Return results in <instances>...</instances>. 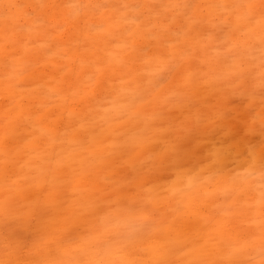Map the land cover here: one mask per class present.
Masks as SVG:
<instances>
[{
    "label": "snow or ice",
    "instance_id": "6c2138e0",
    "mask_svg": "<svg viewBox=\"0 0 264 264\" xmlns=\"http://www.w3.org/2000/svg\"><path fill=\"white\" fill-rule=\"evenodd\" d=\"M0 8L4 10L0 48L6 54V87L9 91L28 88L27 55L38 50L34 37L58 14L64 15V24L56 25L59 29L71 25L92 36L95 19L107 18L113 21L118 31L127 33L131 43L116 45L121 47V51L107 50L113 41L105 38L104 30L94 34L104 38L106 57L103 63L90 66L83 61L80 63L81 70L86 67L93 69V76L90 77L91 101L86 89L77 88L70 95H61L58 90L56 94L64 101L62 106L73 109L69 112L70 120L83 121L79 128L72 129V135L84 152L98 150L109 139L104 135L105 125L135 122L142 127L121 143V149L130 148L134 152L147 150L151 153L149 161L142 162L139 168L133 166L135 174L131 179L125 173L122 176L124 183H118L107 194L108 208H115L125 216L122 229L112 231L107 227L112 216L105 208L85 205L82 215L85 218L96 217L99 221L95 234H70L67 246L63 241H49L55 243L58 258L35 261L33 264H264V0L119 5L0 3ZM128 9L137 13L131 20L127 16ZM20 12L23 13V25L18 23L20 17L17 13ZM152 41H157L155 47L149 46ZM83 43L86 45L87 39ZM125 50H130L146 63L159 65L154 79L139 95L133 90L131 99L127 89H114L116 72L132 70L123 58ZM210 51L212 55H209ZM206 64H214L216 75L204 81L202 73ZM170 77L175 80L174 87L171 86ZM210 88L216 89L217 93L206 95ZM114 91L119 105L105 109L98 121L97 114L102 106L97 93L112 94ZM257 96L262 139L259 144H252L238 136V129L242 125L254 127V123L250 124L245 115L255 105ZM79 103L86 104L83 113L74 110ZM10 123L15 131H6L4 135L2 171L19 192L29 181H36V176L31 174V161L22 164V156L39 152L58 134L59 126H42L39 135H23L25 125L22 120H12ZM97 128H100L99 132ZM217 128L225 133L227 147L223 153L216 154L215 164L222 166L233 155L237 158L242 156V171L230 179L223 193V203L216 205L220 209L219 216L212 221L206 218L205 225L196 229L179 249L189 248L193 258L177 262L169 259L177 249L167 246L171 242L175 218L165 227L153 230L147 222L154 212L136 189L151 184L158 173L169 167L182 166L188 157L186 144L190 139L215 134ZM157 133L161 135L153 139ZM109 142L114 148L117 146L115 140ZM21 144L27 146V153L21 151ZM126 155L127 152L122 150L121 156ZM61 163L57 161L58 165ZM159 195L166 198L164 191ZM199 195L198 192L190 194L189 202L195 203ZM11 201L10 195L5 198V210ZM225 218L237 221L233 229L237 236L226 244L205 230L210 222L223 228L227 223ZM151 241L161 245L159 249H151L159 253L158 259L129 258L133 253L149 251ZM257 250L258 260L251 255ZM88 251L103 253V257L64 258L75 252ZM0 264L13 262L0 261Z\"/></svg>",
    "mask_w": 264,
    "mask_h": 264
},
{
    "label": "rangeland",
    "instance_id": "374dc122",
    "mask_svg": "<svg viewBox=\"0 0 264 264\" xmlns=\"http://www.w3.org/2000/svg\"><path fill=\"white\" fill-rule=\"evenodd\" d=\"M185 2H231V0H0V3L21 5L29 3H109L119 5L125 3ZM136 14L133 9L127 10L129 20L135 17ZM17 15L20 17L18 23L23 25V13L20 12ZM109 15L113 14L109 13ZM57 24H64L63 14H58L47 27L41 29L34 37V44L38 46V50H33L27 55L29 62L26 73L28 88L25 90L9 91L7 89L6 54L0 48V205L5 209V198L9 195L12 197L10 206L5 211L0 208V246L13 247L17 257L25 263L34 254L41 253L40 249H36L35 252L34 248L41 244L49 232L55 230L57 222L58 225L65 224L61 225L63 227L61 231L64 233L61 236V241L64 243H67L68 235L78 236L83 231L84 233L87 232L89 224H99L96 217L82 218V209L85 205L105 208L112 216V221L107 226L112 228V231L122 229L125 216L115 208H108L107 194L118 183H124L122 176L125 173L128 174L129 179L132 178L135 174L133 166L139 168L142 162L151 159V153L147 150L134 152L130 148L121 149L120 147L126 138L135 135L139 127H142V125H137L135 122L105 125L104 135L109 139L101 144L96 151L84 152L81 146L75 142L72 129L79 128L80 123H83V121L70 120L69 112L73 109L62 106L64 101L57 96V91L59 90L61 95H70L77 88L80 90L86 89L91 101L92 81L90 77L93 76V69L86 67L81 70L80 63L83 61L85 65L90 66L103 63L106 57L104 38L96 37L94 34L104 30L105 38L113 41L111 47L107 49L109 51H121V47H116V45L124 46L130 44L131 41L127 33L118 31L113 26V21L107 18L104 20L95 19L92 36H88L86 31L74 29L71 25L59 29L56 27ZM130 26L134 27V25ZM3 28L4 10L0 8V31ZM85 39H87L86 45L83 43ZM77 41L81 43L78 44ZM156 44L157 41H152L149 46L155 47ZM125 51L126 54L123 58L131 65L132 70L131 72L119 70L116 72L114 89L116 91L127 89L131 99L133 90H135L136 95H139L143 88L148 85V82L154 79L155 74L159 71V65L146 63L143 59H138L130 50ZM212 54L210 51L209 55ZM256 55L258 56V53ZM202 75L204 81L212 79L216 75L214 64L204 65ZM170 81L171 86L174 87L175 80L170 77ZM216 93V89L210 88L206 95L213 96ZM97 97L100 99L102 106L97 114V120L99 121V117L104 115V110L117 107L119 100L116 98L115 91L112 94L97 93ZM77 101H79V97H77ZM41 104L48 106L40 107ZM201 107H203L202 102ZM85 108L86 104L79 103L74 110L83 113ZM245 118L250 124L254 123V127L240 126L238 136L250 141L252 144H259L262 136L258 96L255 105L246 113ZM17 119L24 122L25 131H23V135H39L42 126L45 128L59 126V132L51 142L35 153V155L41 156L40 166L46 168L42 170L43 173H38V170L35 171L37 161L34 158L37 157L35 155L31 156L33 153L22 156V164H25L28 159H33L31 174L36 176V181H29L28 185H24L23 191L19 192L13 188L11 180L6 179L2 171L5 150L4 135L6 131L10 133L15 131L14 125L10 121ZM193 122H195V113H193ZM176 123L179 124V121ZM65 126L68 128L67 132ZM99 131L100 128H97V132ZM159 135L161 133H157L153 139L158 138ZM225 139V133L219 128H217L215 134L192 137L186 144L188 157L182 166L169 167L162 173H158L151 184L143 189H136L145 198L147 206L154 212V215L147 222L153 230L165 227L169 222H173L175 216L183 215L185 210L189 211V206L185 203L186 192L184 188H187V186L183 184L186 180L191 181V192H198L200 194L198 200L203 203V214L200 216L191 214L189 218L191 224L197 226L195 229L204 226L206 218L212 221L214 217L219 216L220 209L216 205L223 203L224 190L228 187L230 179L242 171L240 164L243 163L244 159L242 156L237 158L233 155L222 166L215 164L216 154L223 153L226 150ZM111 140L117 142L115 148L110 144L109 141ZM20 149L23 153L28 152L25 144H21ZM68 150H71L69 156L65 157ZM122 150L127 152L126 156H121ZM57 161L62 163L58 165ZM186 172H189V175ZM182 179L184 181L181 183ZM4 189L5 191H3ZM8 189H12L11 192ZM162 191L166 192V198H160L159 194ZM55 192L57 193L55 194ZM31 193H33L32 198ZM37 210L39 211L37 212ZM34 212H36V215ZM32 213L34 214L32 215ZM85 219L86 221H83ZM225 219L229 228V236H237V233L233 231L237 226V221L233 218ZM94 221L95 223H93ZM54 223L56 224L54 225ZM210 224L211 229L218 231L219 226L215 225L214 222L208 223L205 230L209 228ZM229 236L224 239L218 235V239L223 240L226 244L230 240ZM183 250L175 252V259L183 258L181 256ZM45 252L53 254L54 251L49 249ZM251 255L256 260L259 259L258 250L252 252ZM243 258L246 259L247 257Z\"/></svg>",
    "mask_w": 264,
    "mask_h": 264
},
{
    "label": "bare ground",
    "instance_id": "6f19581e",
    "mask_svg": "<svg viewBox=\"0 0 264 264\" xmlns=\"http://www.w3.org/2000/svg\"><path fill=\"white\" fill-rule=\"evenodd\" d=\"M65 145V144H64ZM56 146V145H55ZM54 146V147H55ZM58 146V145H57ZM77 146V145H76ZM57 148V147H56ZM66 148V147H64ZM55 149V148H53ZM65 150V149H64ZM71 150H68L66 153V156L65 157H68L69 156V153H70ZM64 153V152H63ZM35 153H33L31 156H34ZM37 158H34L35 161H37V166L35 168V171L38 170V173H43L42 170L43 169H46L45 167H41L40 166V158L41 156L40 155H35ZM45 157V156H44ZM59 160V159H57ZM29 161H31V164L33 163V159H28L26 161L25 164H27ZM39 167V168H38ZM26 171H28V169L26 168L25 169ZM67 173V172H66ZM185 174V173H184ZM186 174L189 175V172H186ZM47 175V174H46ZM68 176V175H66ZM185 176V175H184ZM87 177V176H86ZM84 177V178H86ZM88 178V177H87ZM86 178V179H87ZM183 178V176H182ZM46 180V178H45ZM88 180V179H87ZM180 180L181 178L179 179V184H180ZM82 181V180H81ZM85 181V179H84ZM184 180L182 179L181 183L183 182ZM83 182V181H82ZM88 182V181H86ZM177 182V183H178ZM44 184V183H43ZM83 184V183H82ZM86 184V183H84ZM184 186L186 185L187 188H184L185 189V203L189 206V211L185 210L183 215L181 216H175V227L172 229L171 231V242L167 244L168 247H174L177 249V251L182 247L184 241L188 238H190L193 234V232L196 230L195 228L197 227L196 225H192L191 222L189 221V218L191 216V214H196L198 216L202 215L203 214V203L202 201H199L197 200L195 203H190L189 202V196L190 194H192V190H190L191 188V181L190 180H186L185 182H183ZM88 185V184H87ZM179 186V185H178ZM58 187V186H57ZM182 187V186H181ZM183 189V188H182ZM183 189V190H184ZM33 190V189H32ZM42 190V189H41ZM44 190V189H43ZM5 191V189L3 190ZM28 191V189H27ZM26 191V193H27ZM34 192V191H33ZM24 193V192H23ZM57 192H55L56 194ZM2 194V192H1ZM4 194V193H3ZM29 194V193H27ZM32 194L31 193V198H32ZM1 196V195H0ZM3 196V195H2ZM17 198V196H16ZM30 198V199H31ZM38 199V198H37ZM3 202V201H2ZM17 203V202H16ZM13 205V203H12ZM11 205V206H12ZM31 205V204H30ZM29 205V206H30ZM40 206V205H38ZM62 206V205H61ZM15 207V206H14ZM26 207V206H24ZM0 208L1 209H4V207L2 205H0ZM8 208V207H7ZM24 209V208H22ZM35 209V208H34ZM180 210V209H179ZM3 211V210H2ZM5 211V209H4ZM35 211V210H34ZM39 210H37L38 212ZM203 211V212H202ZM35 215H36V212H34ZM32 213V215L34 214ZM67 213V212H66ZM31 215V216H32ZM1 216V215H0ZM22 218V217H21ZM84 218V216L82 217ZM114 220V219H113ZM83 221H86L83 220ZM88 221V220H87ZM164 221H167V220H164ZM98 222V221H97ZM86 223V222H85ZM95 223V221L93 222ZM169 223H172V222H169ZM168 223V224H169ZM56 223H54L55 225ZM67 224V223H66ZM61 225H65V224H61ZM61 225H58V222H57V226H55V230H53L52 232H49L46 237L43 239V241L41 242V244H39V246H36V248H34L35 252L37 251L36 249H40L39 251H41V253H38V254H34V256L31 258L30 257V260H27L26 263L25 261H22L20 260L17 255H16V252H15V249L13 247H10L8 248L9 246H0V249H1V252H0V261H5V262H8V261H11L13 262V264H33V262L35 261H42V260H52V259H56L58 258V255L55 251V243H49V241H61V236L64 234L61 230L63 229V227ZM86 225V224H85ZM167 225V224H166ZM165 225V226H166ZM194 226V227H193ZM211 224L209 225V228L206 230L208 232H211L212 236L214 237H217L218 238V235L221 237V238H226L227 236H229V228L227 227V225L225 224V226L223 228H219L218 231L217 230H213L210 228ZM65 227V226H64ZM96 227H99V224H89L88 225V230H86L87 232L84 233H80L78 236H87L89 233H92V234H95V228ZM108 227V226H107ZM110 230L112 228L108 227ZM115 228V227H114ZM45 229V228H44ZM47 233V231H46ZM67 233V232H65ZM226 235V236H225ZM230 237V240L231 239H235V235H233L232 237ZM5 240V239H4ZM227 240V239H226ZM229 241V240H228ZM65 245L67 246V243H65ZM150 250L147 252V253H142V254H136V253H133L131 257L129 258H132V259H143V260H154V259H158L159 258V253L157 251H154V250H151V249H159L161 248V245L154 241V242H150ZM14 249V250H13ZM49 249H52L53 254H48L46 253L45 251L46 250H49ZM183 253L181 254V256L184 258H178L179 260L175 259V253L170 255L169 256V259H172L174 261H177V262H182L184 260H188V259H192L193 258V254L191 253V250L189 248H183ZM26 255V254H25ZM103 257V253H95V252H92V251H88L86 253H81V252H75L72 254V256H65L64 258L65 259H70V258H78V259H97V258H102ZM32 259V260H31Z\"/></svg>",
    "mask_w": 264,
    "mask_h": 264
}]
</instances>
